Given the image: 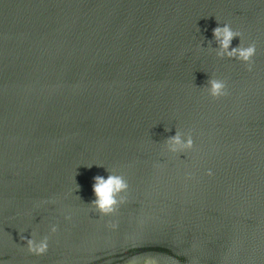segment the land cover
Here are the masks:
<instances>
[{"label": "water", "instance_id": "obj_1", "mask_svg": "<svg viewBox=\"0 0 264 264\" xmlns=\"http://www.w3.org/2000/svg\"><path fill=\"white\" fill-rule=\"evenodd\" d=\"M217 21L251 72L212 51ZM0 264H264V0H0Z\"/></svg>", "mask_w": 264, "mask_h": 264}, {"label": "clouds", "instance_id": "obj_2", "mask_svg": "<svg viewBox=\"0 0 264 264\" xmlns=\"http://www.w3.org/2000/svg\"><path fill=\"white\" fill-rule=\"evenodd\" d=\"M213 29V38L217 44V48L212 50L215 55L220 58L236 59L243 63L249 72L253 70L254 56L256 54L255 43H250L247 46L243 45V34L233 30L228 23H219ZM222 25V26H221ZM238 38L240 43L236 47H232L233 39ZM202 47V46H201ZM203 48V47H202ZM207 94L213 99H219L228 95L226 83L217 78H209L206 85L203 87ZM165 148L170 153H183L193 147L191 135L183 134L176 128L175 135L167 138ZM98 166V165H97ZM104 176L97 175L93 177L92 192L94 199L90 202L102 215H110L115 212L117 206L123 203L122 193L128 189V184L123 176L109 173ZM79 186L77 185V191ZM51 231L54 233L56 228L53 226ZM27 251L34 255H43L48 250V237L25 239Z\"/></svg>", "mask_w": 264, "mask_h": 264}]
</instances>
